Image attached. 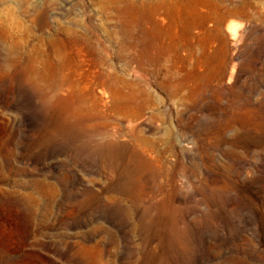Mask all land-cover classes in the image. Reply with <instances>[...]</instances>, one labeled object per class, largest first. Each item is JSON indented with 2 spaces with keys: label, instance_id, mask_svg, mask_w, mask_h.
Segmentation results:
<instances>
[{
  "label": "rangeland",
  "instance_id": "374dc122",
  "mask_svg": "<svg viewBox=\"0 0 264 264\" xmlns=\"http://www.w3.org/2000/svg\"><path fill=\"white\" fill-rule=\"evenodd\" d=\"M0 264H264V0H0Z\"/></svg>",
  "mask_w": 264,
  "mask_h": 264
},
{
  "label": "bare ground",
  "instance_id": "6f19581e",
  "mask_svg": "<svg viewBox=\"0 0 264 264\" xmlns=\"http://www.w3.org/2000/svg\"><path fill=\"white\" fill-rule=\"evenodd\" d=\"M141 45H143V49L147 51L149 54L153 55L154 58H157V59L164 58L165 51L163 47L161 46V36L157 31H154V33L153 32L151 33V41L146 42L145 40L141 42ZM119 83L128 89V92L126 96L124 97V101L128 103L133 102L135 99L133 89L123 81H119Z\"/></svg>",
  "mask_w": 264,
  "mask_h": 264
},
{
  "label": "water",
  "instance_id": "95a60500",
  "mask_svg": "<svg viewBox=\"0 0 264 264\" xmlns=\"http://www.w3.org/2000/svg\"><path fill=\"white\" fill-rule=\"evenodd\" d=\"M134 77H139V75L138 74H134Z\"/></svg>",
  "mask_w": 264,
  "mask_h": 264
}]
</instances>
